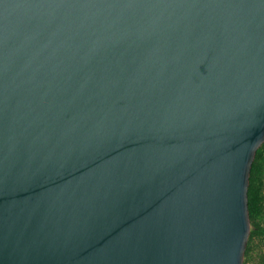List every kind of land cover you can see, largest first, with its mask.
<instances>
[{
  "label": "water",
  "instance_id": "1",
  "mask_svg": "<svg viewBox=\"0 0 264 264\" xmlns=\"http://www.w3.org/2000/svg\"><path fill=\"white\" fill-rule=\"evenodd\" d=\"M259 121L264 0H0V264H243Z\"/></svg>",
  "mask_w": 264,
  "mask_h": 264
},
{
  "label": "trees",
  "instance_id": "2",
  "mask_svg": "<svg viewBox=\"0 0 264 264\" xmlns=\"http://www.w3.org/2000/svg\"><path fill=\"white\" fill-rule=\"evenodd\" d=\"M250 233L243 264H264V142L257 148L248 186Z\"/></svg>",
  "mask_w": 264,
  "mask_h": 264
},
{
  "label": "snow or ice",
  "instance_id": "3",
  "mask_svg": "<svg viewBox=\"0 0 264 264\" xmlns=\"http://www.w3.org/2000/svg\"><path fill=\"white\" fill-rule=\"evenodd\" d=\"M261 124H264V121H259L256 126L259 127Z\"/></svg>",
  "mask_w": 264,
  "mask_h": 264
},
{
  "label": "rangeland",
  "instance_id": "4",
  "mask_svg": "<svg viewBox=\"0 0 264 264\" xmlns=\"http://www.w3.org/2000/svg\"><path fill=\"white\" fill-rule=\"evenodd\" d=\"M247 264H255V263H252V262H248Z\"/></svg>",
  "mask_w": 264,
  "mask_h": 264
}]
</instances>
